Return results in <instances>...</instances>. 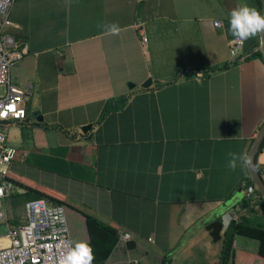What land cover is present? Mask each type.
Returning a JSON list of instances; mask_svg holds the SVG:
<instances>
[{"label": "crops", "instance_id": "0c3cea01", "mask_svg": "<svg viewBox=\"0 0 264 264\" xmlns=\"http://www.w3.org/2000/svg\"><path fill=\"white\" fill-rule=\"evenodd\" d=\"M245 4L260 12L259 0H13L8 31L22 54L9 77L30 97L24 120L2 123L15 150L7 224L23 221L26 187L42 192L65 207L73 244L88 240L84 214L116 230L97 264H219L207 223L220 218L221 236L231 212L263 224L243 184L264 120L259 34L228 51L230 12ZM111 23L119 35L105 33ZM256 156L264 182V138ZM257 245L235 234L232 264H264Z\"/></svg>", "mask_w": 264, "mask_h": 264}, {"label": "built area", "instance_id": "2783aa9c", "mask_svg": "<svg viewBox=\"0 0 264 264\" xmlns=\"http://www.w3.org/2000/svg\"><path fill=\"white\" fill-rule=\"evenodd\" d=\"M12 4L13 0H0V264H61V260L72 252L62 204L50 203L44 198L27 199L23 207V221L15 226L7 224L1 208V202L16 189V185L7 177L15 150L5 143L2 123L24 120L30 97L29 87H19L9 77L10 66L22 54L15 49L14 36L8 31V28L15 27L10 19ZM213 25L219 26L220 22L214 20ZM138 31L141 33L140 29ZM145 40L142 33L140 43L143 44ZM241 44L242 41L234 37L230 39L229 54H237ZM253 191L252 184L245 187L247 197ZM236 218L233 212L224 215V225ZM130 238L128 232L119 234V239Z\"/></svg>", "mask_w": 264, "mask_h": 264}, {"label": "trees", "instance_id": "16d2710c", "mask_svg": "<svg viewBox=\"0 0 264 264\" xmlns=\"http://www.w3.org/2000/svg\"><path fill=\"white\" fill-rule=\"evenodd\" d=\"M35 123L41 124L39 122H35ZM260 149H261V144L257 150L256 155L258 154ZM256 157L257 156H255V165L258 172L260 173V170L257 166L258 164ZM7 177L8 179H10L8 174ZM10 180L12 181V179ZM243 184L245 187L251 184V181L249 180L248 176H245V178L243 179ZM254 192L259 198V206L261 208L264 217V201L261 200L255 188H254ZM21 197L22 200H27L30 198H44L50 203H57V204L62 203L60 200L49 197L48 195L39 192L37 190L31 189L29 187H26L25 192H23V195ZM84 218H85L86 230L88 233V240L83 243L87 244L91 248L93 255L92 264H97L102 260H104L109 255L110 251L112 250L113 246L115 245L118 239V233L114 228L108 226L107 224L101 222L100 220L96 219L93 216L84 214ZM206 228L210 234L212 241L221 239L219 264H232L234 251L231 246V243H232V237L235 234H241L256 239L258 241L256 253L264 257V223L261 225L258 224L252 225L244 221L232 220L229 222L227 227H225L222 236L220 235V231L222 229L220 218H215L214 220L207 223ZM77 244L78 243L76 244L72 243V251L75 249Z\"/></svg>", "mask_w": 264, "mask_h": 264}, {"label": "clouds", "instance_id": "9594fccd", "mask_svg": "<svg viewBox=\"0 0 264 264\" xmlns=\"http://www.w3.org/2000/svg\"><path fill=\"white\" fill-rule=\"evenodd\" d=\"M105 33L109 35H119L120 27L116 23L102 26ZM229 31L231 35L239 41H245L264 33V15L248 5H240L230 12ZM235 167V164H230ZM227 217H225V223ZM82 249L86 250V254L82 253ZM93 255L91 248L84 243H78L75 249L66 255L61 264H92Z\"/></svg>", "mask_w": 264, "mask_h": 264}, {"label": "water", "instance_id": "95a60500", "mask_svg": "<svg viewBox=\"0 0 264 264\" xmlns=\"http://www.w3.org/2000/svg\"><path fill=\"white\" fill-rule=\"evenodd\" d=\"M260 1V12L261 15H264V0ZM260 40L258 45V52L260 54V57L264 61V33L259 34ZM150 84V78H146L142 83L141 87H147ZM131 83H128V86H131ZM32 116L35 117L36 121H41L42 117L38 114L37 111H33ZM88 128H90V124L83 125L81 127L82 133H85ZM264 138V120L256 130L255 134L253 135L249 146L247 148L245 157H244V165L246 170V175L248 176L249 180L251 181L252 185L254 186L257 194L261 198V200L264 201V182L260 176V173L258 172L256 165H255V156L257 153V150ZM93 162V158H92Z\"/></svg>", "mask_w": 264, "mask_h": 264}, {"label": "rangeland", "instance_id": "374dc122", "mask_svg": "<svg viewBox=\"0 0 264 264\" xmlns=\"http://www.w3.org/2000/svg\"><path fill=\"white\" fill-rule=\"evenodd\" d=\"M15 202L17 203V205H15ZM2 203L3 201L1 202V208H2ZM8 203L9 202H7L6 204V208H7L8 217L9 219H11V221L16 220L19 217V215L22 216L23 211H22V206L20 205V199L17 198V200H14V204L8 205ZM65 215H66V219L68 220V213L65 212Z\"/></svg>", "mask_w": 264, "mask_h": 264}, {"label": "snow or ice", "instance_id": "6c2138e0", "mask_svg": "<svg viewBox=\"0 0 264 264\" xmlns=\"http://www.w3.org/2000/svg\"><path fill=\"white\" fill-rule=\"evenodd\" d=\"M82 253L86 254V250L82 249Z\"/></svg>", "mask_w": 264, "mask_h": 264}]
</instances>
